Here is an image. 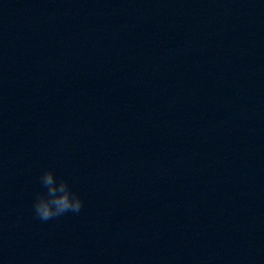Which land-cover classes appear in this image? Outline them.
I'll return each mask as SVG.
<instances>
[{
	"label": "clouds",
	"instance_id": "1",
	"mask_svg": "<svg viewBox=\"0 0 264 264\" xmlns=\"http://www.w3.org/2000/svg\"><path fill=\"white\" fill-rule=\"evenodd\" d=\"M39 182L43 190L35 194L32 207L35 217L42 222L82 210L81 196L72 190L66 179L58 178L53 169L43 170Z\"/></svg>",
	"mask_w": 264,
	"mask_h": 264
}]
</instances>
